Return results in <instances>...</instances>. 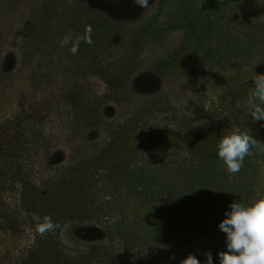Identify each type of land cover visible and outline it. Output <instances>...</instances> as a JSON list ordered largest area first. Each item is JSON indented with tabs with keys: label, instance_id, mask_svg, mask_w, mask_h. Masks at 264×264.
Instances as JSON below:
<instances>
[{
	"label": "trees",
	"instance_id": "trees-1",
	"mask_svg": "<svg viewBox=\"0 0 264 264\" xmlns=\"http://www.w3.org/2000/svg\"><path fill=\"white\" fill-rule=\"evenodd\" d=\"M229 1L224 2V8ZM250 2L248 14L253 18L246 16L249 22L244 24L241 19L240 26L233 29V20L225 21L228 40L224 48L231 53L220 61H208L216 65L217 75L224 74L218 97L209 104L202 99L179 112L153 99L121 124L103 123L97 118V109L92 108L93 99L88 96L85 102L80 95L73 116L67 118V130L87 129L88 118L91 124L101 126L105 138L80 144L63 166L54 168L51 157H45L41 165L50 171L38 183L31 179L32 160L47 152L54 137L47 134L49 114L31 108L0 124V232L16 236L28 227L34 235L19 264H97L107 258L102 251L105 245L100 244L84 253L74 251L72 255L66 251L60 233L71 225H100L110 243L119 238L130 252L136 247L132 241L138 244L144 238L133 233L130 223L134 222L138 229H150L142 246L149 240V247L159 244L180 249L199 237L211 244L216 237L226 239L219 224L226 219L230 204L238 201L251 206L264 199V181H259L264 172V152L252 148L253 154L245 157L236 174H229L217 155L220 139L233 132H248L264 143V121H254L246 107L255 76L264 75V59L257 58L264 51V0ZM55 5L51 0L47 6L54 12ZM71 12L88 25L110 22L106 14L98 15L80 2L68 9L69 15ZM220 22L214 20L212 32H219ZM202 47L214 53L218 45ZM236 53L239 57L234 56ZM92 67L93 74L115 85L124 76L112 77L98 64ZM120 85L123 89V81ZM8 193L17 196L15 205L7 204ZM131 198L134 203L140 202L135 203L143 209L140 217L138 211L127 214ZM33 214L41 219L50 216L61 227L41 236L35 230ZM127 216L134 220L128 222ZM136 254L140 261L148 259L140 252ZM10 259L0 257V264H9Z\"/></svg>",
	"mask_w": 264,
	"mask_h": 264
},
{
	"label": "rangeland",
	"instance_id": "rangeland-1",
	"mask_svg": "<svg viewBox=\"0 0 264 264\" xmlns=\"http://www.w3.org/2000/svg\"><path fill=\"white\" fill-rule=\"evenodd\" d=\"M55 1L57 9L53 12L47 6L51 0H0V124L33 108L49 114L47 134L54 136L47 152L32 160L31 179L36 183L48 174L49 169L41 165L45 157H51L54 168L63 166L80 144L98 143L105 138L101 126L91 124L88 118L87 129L67 130V118L73 116L80 95L85 102L88 96L93 99L92 108L97 109V118L103 123L119 124L153 99H160L179 112L199 100L205 99L209 104L216 99L224 74L217 75L216 65H209L208 61H220L231 53L224 48L228 40L225 21L231 18L230 27L236 29L241 19L244 24L249 22L246 16L252 7L250 0H232L226 8V0H148L147 8L134 0ZM76 2L88 5L98 15L106 14L110 22L90 25L92 43L82 41L78 53L73 55L71 45L60 47V41L70 32L85 33L88 23L81 21L83 18L76 12L68 14ZM80 13L84 16L83 8ZM214 20L221 21L216 33L211 31ZM202 44L218 47L213 53L204 50ZM234 56L239 57L238 53ZM258 56L264 59V51ZM97 64L112 77L124 76L118 78L116 85L111 80L102 81L93 74L92 66ZM259 181H264V172ZM132 199L128 200L127 214L138 211L140 217L143 209L135 205L140 202ZM6 202L15 205L17 196L6 194ZM126 219L134 220L133 216ZM135 223H130L133 233L147 238L150 229H138ZM22 231L16 236L0 232V257H10L9 264H19L33 244L32 231L28 227ZM60 236L63 247L72 255L74 251L84 253L93 245H105L102 251L108 256L97 264H181L189 255L206 264L208 252L213 264H219V252L227 251L226 239L220 241L216 237L210 244L199 237L180 249L159 244L149 247V240L142 246L143 239L138 244L133 240L136 250L130 252L119 238L110 243L100 225L66 226ZM137 252L148 259L140 261Z\"/></svg>",
	"mask_w": 264,
	"mask_h": 264
},
{
	"label": "clouds",
	"instance_id": "clouds-1",
	"mask_svg": "<svg viewBox=\"0 0 264 264\" xmlns=\"http://www.w3.org/2000/svg\"><path fill=\"white\" fill-rule=\"evenodd\" d=\"M142 8L148 7V0H134ZM92 28L85 26L84 35L66 34L60 41V47L71 45L70 52L78 53L80 43H92ZM254 88L250 91L246 107L254 121H264V75H256ZM259 101V103H257ZM237 108L241 105L236 104ZM264 152V143L254 139L248 132H233L224 135L218 144V157L224 162L229 174L239 173L246 156L252 155V148ZM106 199H108L106 197ZM226 219L219 224V229L226 235L227 251L219 252V264H264V199H259L251 206L234 202L228 206ZM36 221V232L43 236L54 232L61 225L53 222L50 216L33 214ZM181 264H200L193 255L187 256ZM206 264H213L211 252L206 253Z\"/></svg>",
	"mask_w": 264,
	"mask_h": 264
}]
</instances>
